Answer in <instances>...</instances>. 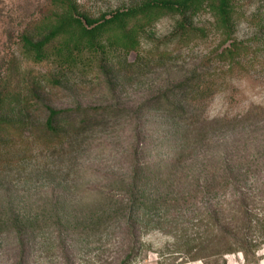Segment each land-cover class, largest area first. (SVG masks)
I'll return each mask as SVG.
<instances>
[{"label": "rangeland", "instance_id": "rangeland-1", "mask_svg": "<svg viewBox=\"0 0 264 264\" xmlns=\"http://www.w3.org/2000/svg\"><path fill=\"white\" fill-rule=\"evenodd\" d=\"M52 1L0 0V79L9 77L11 86L18 87L25 74L32 80L46 69L26 58L21 38L26 29L35 27V20L53 11ZM79 1L99 12L137 0ZM250 1L249 16L233 35L243 43L234 70H227L223 61L227 60L216 56L230 41L212 27L208 36L176 48L172 58L156 56L129 68L127 84L118 87L117 96L87 72L73 74L61 89H50L51 103L57 107L112 104L130 110L109 127L89 132L84 140L74 139L58 152L19 153L16 165L0 171V264H119L129 243L125 222L133 207L132 166L139 147L146 179L138 185L135 202L139 250L128 264L222 263L212 257L199 259L194 251L180 252L179 247L187 237H195V243L208 239L199 218L213 203L206 191L211 186L208 175L216 168L212 160L224 158L233 174L240 170L244 187L259 186L264 180L263 168L251 166L264 158V118H244L253 103H264V44L256 33L264 22V0ZM172 28L170 17L157 20L141 32L140 50L164 52L163 39ZM136 55L132 51L129 61ZM204 71H221L222 77L238 84L237 99L229 101L218 92L203 113L209 117L206 122L200 120L193 127L155 103L160 93ZM133 110H141L144 117L140 140L135 136ZM177 154L186 158L178 167ZM181 172L197 177L199 184L182 181ZM197 188L205 191L203 195L195 193ZM225 257L227 264H247L241 251ZM250 264H264V244Z\"/></svg>", "mask_w": 264, "mask_h": 264}, {"label": "trees", "instance_id": "trees-1", "mask_svg": "<svg viewBox=\"0 0 264 264\" xmlns=\"http://www.w3.org/2000/svg\"><path fill=\"white\" fill-rule=\"evenodd\" d=\"M51 3L53 11L35 20V27L26 29L21 38L26 58L33 59L46 69L40 77L32 80L25 74L18 87L10 85L9 77L0 79V171L5 166L16 165L19 153L21 156L33 150L58 152L74 139L84 140L89 132L109 127L110 123L126 113L125 110H130L128 106L112 104L55 106L51 103L53 94L50 89L63 88L73 74H93L108 93L115 94L120 85L127 84L124 78L129 68L140 67L156 56L162 60L172 58L176 48L208 36L212 27L216 31L219 29L230 41L216 56L227 60H223L224 64L228 63L227 70H234L240 61L238 50L243 43L233 35L238 24L248 18L246 11L251 5L250 0H137L107 11L94 12L85 8L79 0H53ZM254 15L257 17V14ZM164 16L173 20L172 30L163 39L164 52L156 55L152 48L145 52L140 50L141 32ZM256 33L264 44V22L259 24ZM174 44L176 46L172 47ZM134 50L137 55L129 61V55ZM240 67L245 68L243 64ZM221 74V71L194 73L177 86L157 95L154 101L177 121H184L193 127L200 120L204 123L209 117H203V113L218 92L229 101L237 99L238 84ZM253 82L250 81V85ZM140 112L132 111L138 125L137 140L143 136L144 117ZM251 116L264 118V103H253L248 107L244 118ZM188 130L185 134L190 135ZM136 144L140 146L139 142ZM139 149V154H134L135 164L132 166L135 172L132 177L133 207L125 222L129 243L119 264H128L139 250L135 202L138 185L144 176L146 179L143 161L140 160L143 147ZM184 158L185 154H177L175 166H180ZM221 159L210 162L216 168L207 177L211 186L206 191L211 194L213 203L211 210L208 208L205 215L199 218L209 232L208 239L200 238L195 243V237H187L179 251H194L199 259L206 261L212 257L215 263L222 259L221 264H227L226 254L241 251L246 263L250 264L264 244V180L259 186L244 187L239 177L242 174L240 170L237 174L229 172L231 164ZM261 159H255L251 166L264 170V158ZM238 167L242 169V165ZM179 177L184 182L197 185L200 181L186 172H181ZM204 192L199 188L195 191L202 195ZM257 202L262 203L261 206ZM21 245L24 248L25 244ZM206 264L211 262L206 261Z\"/></svg>", "mask_w": 264, "mask_h": 264}]
</instances>
